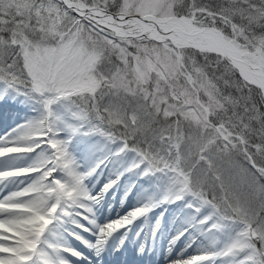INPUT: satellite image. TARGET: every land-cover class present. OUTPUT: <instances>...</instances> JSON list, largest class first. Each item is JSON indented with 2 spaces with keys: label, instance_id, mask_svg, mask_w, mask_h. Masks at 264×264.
Returning a JSON list of instances; mask_svg holds the SVG:
<instances>
[{
  "label": "snow or ice",
  "instance_id": "snow-or-ice-1",
  "mask_svg": "<svg viewBox=\"0 0 264 264\" xmlns=\"http://www.w3.org/2000/svg\"><path fill=\"white\" fill-rule=\"evenodd\" d=\"M9 96L39 115L0 137V157L47 151L0 171V183L36 174L0 198V264L80 255L48 242L50 225L77 206L92 213L84 202L119 179L89 192L104 161L80 173L68 151L85 128L116 144L114 156L136 154L126 171L168 178L161 203L190 196L196 213L210 210L198 221L208 247L171 264H264V0H0V100ZM156 206L99 226L94 247Z\"/></svg>",
  "mask_w": 264,
  "mask_h": 264
},
{
  "label": "bare ground",
  "instance_id": "bare-ground-1",
  "mask_svg": "<svg viewBox=\"0 0 264 264\" xmlns=\"http://www.w3.org/2000/svg\"><path fill=\"white\" fill-rule=\"evenodd\" d=\"M28 107V103H24L22 97L13 99L9 96L0 100V130H4L1 131L0 135L14 136L16 132L13 130L19 131L17 126L24 123L13 120L19 117L18 114L20 112L25 114V109H28ZM27 119H31V117ZM68 137L69 133L61 132V139H68ZM75 147H77V152L72 156L78 166L77 171L80 173H87L95 168L101 160L104 161L96 169V172L85 180V185L92 195L99 193L103 185L109 181L117 179V177L119 179L114 188L104 193L98 202H84L87 206L92 207V213H87L83 208L77 206L71 209V215L62 216L50 225V230L46 233L48 242L56 244L60 249H69L80 253L79 256H76L72 255L71 251L61 250L56 256L57 264L61 260L66 262V264H91L92 262L94 264H171V261L181 250H183L184 255H191L197 254L208 247L209 234L204 231L198 221L208 215L210 210L204 208L200 213H196L194 208L187 206L188 203L192 202L189 196L174 203H161L164 197L168 195L170 188L168 178L161 174L142 175L143 166L132 171L125 172L123 170V168L127 167L129 160L133 162L137 159L135 153L127 152L114 156L113 153L116 152L118 147L116 144L107 141L106 138L98 134H85V132L83 135L76 134L71 136L68 150ZM41 151H47L46 145H41L40 148L33 152L0 157V161H6L1 166V171L28 167L36 161ZM19 157L22 159L21 163L13 161ZM1 158H5V160ZM132 164H130L128 169L132 167ZM35 179V173L8 178L0 183V198L12 191L28 186ZM131 182L137 183V186L130 187L131 190L127 191L125 189L126 185ZM120 186L121 189L117 191ZM130 198L136 201L131 203L133 206H130V210L141 206H150L151 204L157 205L145 216L136 219L126 229H121L127 231L136 221L142 219V228L133 233V235L136 234L134 239L127 233L123 234L121 239H117L118 235H120L119 233L122 232L119 230L98 251L94 247L97 237L94 239L65 238L64 233L70 235V232L64 228V225L73 217L74 210L83 212L86 215L83 218L85 222L91 227L97 228L117 219L122 213L125 215L128 212L130 205L128 199ZM124 201L125 204L121 206L120 203ZM157 224H159L158 228ZM74 226L78 228V226ZM182 232L184 235L180 239L175 240L174 237ZM207 237L209 239H206ZM221 238L224 239L226 237L222 234ZM122 240L123 243H121ZM205 240L207 243H204ZM65 241H69L71 244L65 243ZM189 244L192 246L187 247ZM141 247H143V251H140ZM216 264H220V261H217Z\"/></svg>",
  "mask_w": 264,
  "mask_h": 264
},
{
  "label": "rangeland",
  "instance_id": "rangeland-1",
  "mask_svg": "<svg viewBox=\"0 0 264 264\" xmlns=\"http://www.w3.org/2000/svg\"><path fill=\"white\" fill-rule=\"evenodd\" d=\"M23 98V97H22ZM28 105H29V107H28V109H25V114H23V113H19L18 115H19V117L18 118H16L15 120H13V121H16V122H19V123H25L26 121H31V120H33V119H35V118H37L38 117V115H39V112L35 109V106L33 105V104H30V103H28ZM29 117H31V119H27V118H29ZM1 131H4V130H0V133H2ZM87 131V129L85 128V129H82L77 135H83V133L84 132H86ZM83 132V133H82ZM67 133V132H66ZM4 134H1L0 135V137H4L3 136ZM47 147V146H46ZM69 152H70V154L71 155H74V154H76V152H77V147H75V148H69V150H68ZM2 160H5V158H1ZM21 157H19V158H17L16 160H13V161H16V162H19V163H21ZM136 160V159H135ZM134 162V161H133ZM132 161H128V164H127V167L124 169L123 168V170L126 172V169H128V167L130 166V164L131 163H133ZM6 163V161H0V171H1V166L2 165H4ZM137 186V183H134V182H131V183H129L128 185H126V190L128 191V190H131L130 189V187L131 188H133V187H136ZM145 187H147V185H145ZM119 189H121V186H120V188L118 187L117 188V191L119 190ZM125 190V191H126ZM190 197V196H189ZM189 199H192L191 197L189 198ZM128 202H130V205H129V207H128V212H129V210L131 209L130 208V206H133V204L131 205V203H135L136 201H133L132 200V198H130V199H128ZM121 204V206H123L124 204H125V201L124 202H121L120 203ZM127 211V210H126ZM125 211V212H126ZM74 215H73V217H71L69 220H68V222L64 225V228L67 230V231H69L70 232V235H67V234H65L64 233V235H65V238L66 239H71V237H72V239H73V237H76V238H74V239H94L95 237H97V230H98V228H99V226L97 227V228H95V227H91L90 225H88L87 224V222H85V220L83 219L84 218V216H86L83 212H80V211H76V210H74ZM76 212H77V214H76ZM124 212V213H125ZM127 213V212H126ZM125 213V214H126ZM123 216V213L122 214H120L119 216H118V218L119 217H122ZM115 218V217H114ZM113 218V219H114ZM141 221H142V219L141 220H138V221H136L131 227H130V229L129 230H127V231H125V230H121L122 232L121 233H119L120 235H118L119 237L117 238V239H121L122 237H123V234H125V233H127V235H129V236H131L133 239L136 237V234H134L133 235V233L135 232V231H139V230H141V228H142V226H141ZM74 225H76V226H78V228L77 227H75ZM85 233H88V234H85ZM72 235V236H71ZM133 235V236H132ZM206 239H209L208 237L206 238ZM65 243H68V244H71L69 241H65ZM204 243H207V241L205 240V242ZM209 243V242H208ZM197 245H199V244H197ZM91 263V262H90ZM92 264V263H91Z\"/></svg>",
  "mask_w": 264,
  "mask_h": 264
}]
</instances>
